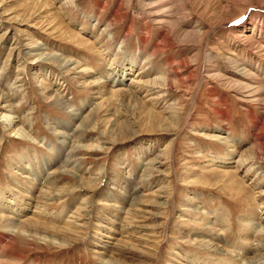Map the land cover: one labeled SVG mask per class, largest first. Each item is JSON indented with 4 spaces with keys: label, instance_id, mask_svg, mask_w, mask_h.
I'll return each mask as SVG.
<instances>
[{
    "label": "rangeland",
    "instance_id": "obj_1",
    "mask_svg": "<svg viewBox=\"0 0 264 264\" xmlns=\"http://www.w3.org/2000/svg\"><path fill=\"white\" fill-rule=\"evenodd\" d=\"M114 72L125 90L94 83ZM60 124L75 149L60 153ZM15 158L18 173L34 165L21 191ZM49 171L66 194L45 206L33 196ZM92 200L90 222L70 216ZM0 215L64 241H18L22 260L2 249L0 264H237L192 243L212 239L214 224L225 249L253 255L252 222L264 220V0H0Z\"/></svg>",
    "mask_w": 264,
    "mask_h": 264
},
{
    "label": "bare ground",
    "instance_id": "obj_2",
    "mask_svg": "<svg viewBox=\"0 0 264 264\" xmlns=\"http://www.w3.org/2000/svg\"><path fill=\"white\" fill-rule=\"evenodd\" d=\"M243 36H246L245 34H243ZM42 56H40L36 61H34L35 63H40V61L43 59V58H41ZM48 57V55L45 57L44 56V58H47ZM33 63V62H32ZM120 67H122V69H124V68H126V65H125V62H121L120 63ZM120 74V72H114V73H112V74H108V75H106V73H105V77H106V80H101V77H96L95 79L96 80H94L93 82L94 83H98V84H100V83H104V85H105V82L107 81H112L113 83L115 82V83H117L116 85H120V86H117L118 87V89H111L112 91H113V94H114V92H118V91H120V90H125L124 88H122L121 87V85L124 83L123 81H124V79L122 78V79H120L119 77H118V75ZM18 79H20V78H18ZM92 82V81H91ZM92 82V83H93ZM90 83V82H89ZM107 86V85H106ZM112 86H115V85H112ZM123 86V85H122ZM103 87L102 86H100V88H98L94 93L95 94H97V95H95L94 97H92L93 99H96V98H101L102 97V94H104L103 93V90L104 89H102ZM95 89V88H94ZM109 92H110V90H109ZM126 93H128V92H130V90H126L125 91ZM99 94V95H98ZM7 96L5 95L4 97H3V99H2V101H7V98H6ZM92 99V100H93ZM8 102V101H7ZM66 103V102H65ZM91 103H93L94 105H96V101L94 102H92L91 101ZM11 105H9V104H5V105H2L1 107H3V108H5V109H8V107H10ZM98 109V108H97ZM9 111H12V109H9ZM93 111V110H92ZM95 111V110H94ZM93 111V112H94ZM93 112L91 113V114H93ZM89 113H90V111H89ZM90 114V115H91ZM72 118L74 119V121H76L77 122V120H79V119H81L80 120V123L77 125V127H76V129L78 130H80V129H82V128H84V126H86V124L89 122H87V123H85V125H84V119L86 118H84V115L83 114H81L80 112L79 113H77L76 111H75V109H73L72 110ZM89 115V114H88ZM87 116V115H86ZM90 117V116H89ZM92 117V116H91ZM93 117H95V116H93ZM14 118H15V116L14 115H5V120H3V121H5V122H8L7 124H13L14 122H15V120H14ZM87 119H89V118H87ZM87 119H86V121H87ZM91 120V119H90ZM85 121V122H86ZM90 126V125H89ZM61 127H64V128H67V129H64V128H61ZM60 128L61 129H59L58 130V134L59 135H61L62 136V140H61V145H62V147H61V150H60V153H62V151H63V147H64V149H65V147L66 146H69V147H73L74 149H75V147H77V146H75V144H73L72 142H70V137H69V133H67V131L66 130H68L69 128H70V126L68 125H66V124H60ZM16 129V128H15ZM85 129V128H84ZM13 131H15V130H13ZM17 132L16 133H19V135H21V136H25V138H26V134H24L25 132H24V130L22 129V127H18V129L16 130ZM221 138H223L224 136H220ZM71 148H70V150H71ZM73 151V150H72ZM58 155H60V154H58ZM27 160L28 158H27V155L25 154V155H23L21 158H20V160L21 161H24V160ZM59 156H56V160L57 161H59V162H57V163H60V169H62V164L63 163H65V164H63V165H65V169H64V171H67V172H70V173H74V174H76L77 175V173H78V165H76V163L75 162H72V161H69V157L68 158H65V159H63L62 161H61V159H62V157L59 159ZM71 160V159H70ZM14 161H16V158L14 159ZM224 161H227V158L226 159H224ZM17 163H18V161H16V163L14 164V165H12V167H10V169H11V172H12V174L14 175V174H18V175H20L18 178H19V180L18 179H16V178H13V182H14V184H15V186H13L14 188H17L19 191H21V184H22V179H25V178H28L29 179V176H28V174L30 173V170L31 171H33L34 170V165L32 164V162L31 163H25V165H26V167H27V170L28 171H26V172H19L18 173V171L19 170H21V168H18L17 167ZM28 164H30V165H28ZM24 166V165H23ZM251 167H253V166H251ZM16 168V169H15ZM18 168V169H17ZM253 169V168H252ZM255 169H257L256 167H255ZM76 170V171H75ZM53 174V172H50L49 171V175L46 177V180L44 181V185L42 184L41 185V187H40V191H39V193L36 195V196H33V197H35L34 198V200H36L35 202H37L38 204H40V203H45V206L47 205V202H53V201H55L58 197H60V196H62V195H65L66 194V192L64 191V190H61V189H56V188H54L53 186H52V184L54 183V179L51 177V175ZM39 175H40V173H36L35 174V176H34V178H36V179H38L39 178ZM54 175H55V173H54ZM12 176V175H11ZM88 178V177H87ZM84 180V179H83ZM234 183H236L235 181H234ZM85 184V183H84ZM89 184V183H88ZM92 184V183H91ZM32 185L34 186V183L33 182H30V186L32 187ZM137 187V186H136ZM136 187H134V191H135V189H136ZM67 188V187H66ZM109 188H111V189H114L115 187H113V186H109ZM62 189H64V188H62ZM87 189V188H86ZM69 190V189H68ZM67 190V191H68ZM69 192V191H68ZM38 198V199H37ZM95 198V197H94ZM129 198H131V206H133V202L135 201V199H136V194H135V192L134 193H130L129 194ZM32 199V198H31ZM137 200V199H136ZM30 201V200H29ZM94 203V201L92 200L91 202H81V204H82V207H80V206H76V209L73 211V213L70 215L71 217H73V218H78V220L79 221H81V220H85V221H87V222H85V223H88V222H90V220H91V218L94 216H92V212H91V210H89L90 208V206H91V204H93ZM99 203H100V201H99ZM102 203V202H101ZM38 204H37V206H38ZM80 204V203H79ZM40 207H43V206H40ZM135 207V206H134ZM134 207H130V208H128L127 210H125V211H127V213L128 214H131V212L133 213V211L135 210V208ZM45 208V207H44ZM82 211H81V210ZM45 210V209H44ZM43 210V211H44ZM124 211V212H125ZM40 213H42V211L40 212ZM39 214V213H38ZM37 214V215H38ZM135 215V214H134ZM41 216V215H40ZM132 216V215H131ZM29 217V216H28ZM32 217V216H31ZM1 218H2V215H0V250H2V249H4L5 251H6V261H9L10 263H13V262H15V261H20V260H22V258L14 251V245H16V243H18V241H35V240H40V241H43V242H50V243H52V244H54V245H59V246H61V245H63L64 244V241H59V238H58V241H56L55 239H53L52 238V236L50 237V233H49V229L48 228H46V227H38L37 226V228L35 229V230H32V229H27L23 224H22V222L20 223V220H19V222L18 223H16L15 222V218L14 217H9V215L7 216V218H9V222L7 223V224H2L1 223ZM4 219H5V217H4ZM32 219V218H31ZM35 219V218H34ZM38 219V218H37ZM128 219V218H127ZM216 219V218H215ZM11 220V221H10ZM13 220V221H12ZM40 220V219H39ZM74 220V219H73ZM217 220V219H216ZM220 220V219H219ZM35 221V220H34ZM36 221H38V220H36ZM46 222V221H45ZM70 222V221H69ZM72 222V221H71ZM71 222H70V224H71ZM77 221H73V223H76ZM223 222V221H222ZM261 224L259 223V221H258V223H255V222H252V229H253V233H254V231L255 230H257V234L254 236V241H253V243L251 244V246H250V248H248L249 250H252L253 251V255H249V256H247L246 254H244V255H241V252L243 251L242 250V248H240L239 250L241 251V252H237V251H234L233 253H232V251H230V250H228V249H225L224 248V246H223V244H221L220 243V233H217V232H215L214 230H220V229H217L216 228V226H215V224L214 225H207L205 228L207 229V231H213V238L212 239H208V238H206V237H196V238H194L193 239V242L192 243H195L198 247H199V249H204L203 251H205V250H209L210 252H213V253H215L216 255L217 254H219V255H221V256H224V257H228V258H230V259H232V260H234L235 262L237 261V264H264V220L263 219H261ZM33 223V222H32ZM40 224V223H39ZM48 224V223H47ZM52 224V223H51ZM126 224V223H125ZM30 225H31V223H30ZM33 225V224H32ZM46 225V224H45ZM57 225V224H56ZM75 225V224H74ZM77 225V224H76ZM76 225L75 226H73V227H75L76 228ZM80 227H82L83 226V224H78ZM27 226V225H26ZM69 226V225H68ZM78 226V227H79ZM220 226H222L221 225V223H220ZM56 227V226H55ZM129 228H131L132 226H128ZM57 229H58V226L56 227ZM71 228V227H70ZM74 228V229H75ZM57 229H54V228H52V231H50V232H53V235H54V232L55 231H57ZM148 229V228H147ZM222 229V228H221ZM66 231H67V229H66ZM61 232V231H60ZM72 232H74V230L72 231ZM69 233H70V231H69ZM87 233V232H86ZM202 232H196V234H201ZM222 234V233H221ZM214 235H215V239H214ZM147 236H151L150 235V233L148 232V234H147ZM153 236V235H152ZM223 238V237H222ZM66 239V238H65ZM67 239H69V238H67ZM223 241H224V239H223ZM243 241H245V240H243ZM68 243H69V241H68ZM250 244V243H249ZM67 245V244H66ZM248 246V245H247ZM3 255H5V254H3ZM230 256V257H229ZM2 257V256H1ZM246 257V258H245ZM4 259V260H5ZM114 260V259H113ZM113 260H110V259H103L102 260V263L103 264H116L117 262H115V261H113ZM226 262V261H225ZM234 262V263H235Z\"/></svg>",
    "mask_w": 264,
    "mask_h": 264
}]
</instances>
